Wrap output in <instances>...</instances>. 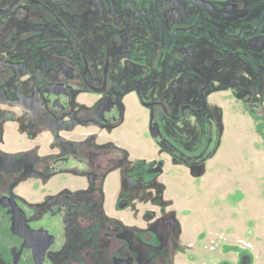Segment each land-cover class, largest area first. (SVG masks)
I'll return each mask as SVG.
<instances>
[{"label": "flooded vegetation", "instance_id": "flooded-vegetation-1", "mask_svg": "<svg viewBox=\"0 0 264 264\" xmlns=\"http://www.w3.org/2000/svg\"><path fill=\"white\" fill-rule=\"evenodd\" d=\"M212 95L264 121V0H0V264H174L179 251L185 264H264L249 241L214 238L205 255L175 243L178 224L152 223V185L113 135L133 97L162 148L202 165L220 135ZM60 173L83 185L60 188Z\"/></svg>", "mask_w": 264, "mask_h": 264}, {"label": "rangeland", "instance_id": "rangeland-1", "mask_svg": "<svg viewBox=\"0 0 264 264\" xmlns=\"http://www.w3.org/2000/svg\"><path fill=\"white\" fill-rule=\"evenodd\" d=\"M252 89L255 98L263 97V86L252 85ZM211 99L214 101L211 111L217 114L221 126L220 135L217 136L218 141L216 138L214 140L217 145L213 155L202 165L194 167L180 166L182 163L175 160L172 151L162 148L153 139L148 128L144 127L149 117L147 109L141 104L140 108L135 109L132 103L135 110H132L131 119L126 120L119 130L123 141L131 140L140 151L144 146H152L155 141L173 164H167L162 152L157 160L136 157L137 168L130 175L133 174L134 179L141 176V180L145 179L148 185H152V196L157 193L153 200L160 204L157 206L156 220L152 223L159 219L164 222L173 219L180 225L174 232L175 243L198 244V253L205 255L213 254L203 245L211 243L210 240L214 238L243 244L249 241L259 258H264V121L262 117L250 115L239 99L234 102L219 100V104L214 95ZM216 105L221 108L215 113ZM187 124L183 125L185 133L187 136L192 134L194 140L196 135L193 132L199 128V123L191 117ZM81 130L70 138L82 140L76 146L78 155L85 157L93 145ZM129 131L133 135H129ZM52 141L58 142L59 137ZM121 146L126 149L122 143ZM60 176V188L71 183L75 184L74 189L83 185L81 181L69 180L65 177L66 173H60ZM155 177L159 183L155 182ZM160 178L163 182H160ZM143 184L141 181L140 187ZM148 193L141 196L145 202L150 199ZM146 235L141 232L139 237L145 238ZM147 238L162 241L156 232L150 233ZM178 254L174 264H185L180 251Z\"/></svg>", "mask_w": 264, "mask_h": 264}, {"label": "crops", "instance_id": "crops-1", "mask_svg": "<svg viewBox=\"0 0 264 264\" xmlns=\"http://www.w3.org/2000/svg\"><path fill=\"white\" fill-rule=\"evenodd\" d=\"M132 102H133V105H134L135 109L140 108V104L133 97H132ZM134 108L133 107H132V109L130 108V110L127 113V116H126V120H130L131 119L132 110H135ZM148 122H149V117H148V119L145 120V125H144L145 128L148 127ZM120 129H121V127H120ZM120 129L114 131L113 135L118 137L117 142H119L120 144L122 143L126 147V149L132 151V155L134 157H138V158H142V159L143 158H147V159L150 158V159H155V160L158 159V155H160V152H162V151L159 149V147H157L156 143H154L155 141L152 142V146H149V147L148 146L147 147L144 146L143 150L140 151V150H138L136 148V144L134 142H132L131 140L126 139V141H123V137H121L119 135V130ZM128 134L129 135H133V132L129 131ZM162 153H164V152H162ZM163 155H164V158L166 159L167 164H169V165L173 164L167 153H164ZM179 165L180 166H184V167L186 166L184 164H179ZM117 179H118L117 175L113 174L112 177H111V180H110L111 181L110 182L111 185H113V183H115ZM160 182H163L161 178H160ZM113 191H114V188H111L110 192H109L110 193V198H113V196H114ZM153 191H154V189H153ZM144 193H145V190L140 191V196H143ZM156 194L157 193H154V195L152 196V209H154V208L157 209V206L160 204V203H155V201H154L155 200L154 197L156 196ZM143 206H144L143 203H141V205H140L141 211L139 212L140 213V222H141L140 226L141 227H144L143 226V221L144 220L142 218L143 211H144Z\"/></svg>", "mask_w": 264, "mask_h": 264}, {"label": "water", "instance_id": "water-1", "mask_svg": "<svg viewBox=\"0 0 264 264\" xmlns=\"http://www.w3.org/2000/svg\"><path fill=\"white\" fill-rule=\"evenodd\" d=\"M152 119H153V117H152ZM150 131H151V135H152L153 139L155 141H157L159 143V145L162 147V141L159 138L160 133H159L158 129L153 124L150 128ZM56 137H59V141H63L65 139L64 137H63L64 138L63 139L59 134H57Z\"/></svg>", "mask_w": 264, "mask_h": 264}]
</instances>
